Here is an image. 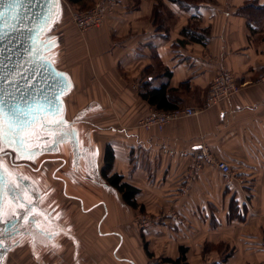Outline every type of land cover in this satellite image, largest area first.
Instances as JSON below:
<instances>
[{"label":"crops","instance_id":"0c3cea01","mask_svg":"<svg viewBox=\"0 0 264 264\" xmlns=\"http://www.w3.org/2000/svg\"><path fill=\"white\" fill-rule=\"evenodd\" d=\"M120 1L78 41L65 30L66 65L57 31L63 16L54 23L47 57L70 83L63 128L49 156L38 159H50L48 167L25 168L32 203L24 205L33 224L1 250L0 264L20 251L30 264H262L264 85L255 81L264 67V0ZM187 28L204 31L208 43L187 37ZM223 72L248 85L204 109L211 82ZM160 89L169 111L197 114L163 130L139 128L159 111L143 94ZM202 147L227 162L232 175L212 164L196 170ZM109 150V175L137 188L135 200L147 210H173L177 220L169 215L162 230L132 223L131 207L102 175ZM222 243L231 255L213 250Z\"/></svg>","mask_w":264,"mask_h":264},{"label":"water","instance_id":"95a60500","mask_svg":"<svg viewBox=\"0 0 264 264\" xmlns=\"http://www.w3.org/2000/svg\"><path fill=\"white\" fill-rule=\"evenodd\" d=\"M59 5L60 0H0V118L14 136L20 131L10 127L15 120L32 121L20 136L41 119L63 120V98L70 91V83L42 47L44 35L58 18ZM30 231L24 227L8 235L6 241L11 243ZM2 256L0 251V259Z\"/></svg>","mask_w":264,"mask_h":264},{"label":"rangeland","instance_id":"374dc122","mask_svg":"<svg viewBox=\"0 0 264 264\" xmlns=\"http://www.w3.org/2000/svg\"><path fill=\"white\" fill-rule=\"evenodd\" d=\"M101 1H104L106 3L107 2H114V1L117 2V6L113 10L112 14H110L108 16L115 14L117 9L119 8V6L122 5L120 0H85L83 2V4H81L80 6H73L67 0H60L58 17L63 16V18L61 19L62 21L58 25L59 27L57 26L58 27L57 31L59 33L58 35L61 36V39H62V44H63L62 45V50H63V56L62 57H63V63L65 65H66L65 52H66V49L68 48V42H67L66 37L68 39H70L68 34L65 33V30L67 28H69L75 32L72 35L70 34V36L72 37L73 40H77L78 39L77 37L82 36L86 33V32L80 31L77 27L74 26V24L72 22L73 14H75L77 12L81 13V12H86V11L92 10ZM139 3H140L139 0H135L136 5H138ZM56 22H57V20H56ZM53 26L48 30V32L44 35V37L42 39V47H43L45 55L48 54L49 37H51V36L54 37L55 32H56L57 27H55V29H54ZM146 117H144L143 119H141L139 121V123H138L139 128H142L140 126V123L143 120H145ZM63 119H64V117H63ZM0 124L3 128V132L6 134L5 138H4V145H5L4 152H10L11 154H13L10 156V159H8V160H10L9 162H10L12 167H14L15 164H20V163H25V162L28 164L30 163L29 165H31V166L33 165V166L37 167V169L39 167H43V166H44V168L46 166L48 167L49 163H47V162H49L50 159L48 160L46 158L45 161L38 160L37 158H36L37 160H35V161H34V159L29 160V159H27V157H24V156L27 153L29 154L32 152H27V153L25 152V155H23L22 153L19 152L20 150L17 149L16 145L11 144L9 146L8 141H6V138L10 139L12 133L9 130L7 123L2 118H0ZM61 131H62L61 129L57 128V130L54 131V135L58 132H61ZM49 154H50L49 149L42 150L40 156L45 157V156H49ZM23 167H24V169H20V170L13 168L15 170V175L14 176L10 175L11 176L10 178L12 180H16V182H18V184L25 187V184H24L25 181L28 179H31V178H29V175H27V173H25V168L27 169V167H29V166L23 165ZM23 195H26L25 191L23 192ZM136 204H137V208L131 207L130 212H131L132 223L140 231L156 230V229L162 230L163 228L171 225L170 219L177 220V218H178V216L176 214H174L173 210L164 212V211L158 209L159 211L152 212L150 210H147L145 205L138 204L137 201H136ZM169 215L171 216L170 219L168 218ZM143 240L145 241L144 237H143ZM145 245H146V243H145ZM206 245L209 246V244H206ZM214 246H215V248H213V250H217L220 254H222L223 257H226L227 255H231L229 253L230 251H226L223 243L222 244H215ZM210 249H211L210 247H206V251L210 252L209 251ZM29 257L30 256L28 255V253H26L24 251H20L19 253H16L13 257H11V263L10 264H30Z\"/></svg>","mask_w":264,"mask_h":264},{"label":"built area","instance_id":"2783aa9c","mask_svg":"<svg viewBox=\"0 0 264 264\" xmlns=\"http://www.w3.org/2000/svg\"><path fill=\"white\" fill-rule=\"evenodd\" d=\"M116 6L117 2L115 1L107 3L101 1L92 10L73 14L72 22L74 26L82 32L99 28L103 25L106 17L112 14ZM255 83L264 85V67L258 73ZM246 85H248V83H239L237 78L230 72L220 73L213 79L209 86L204 109L215 107L222 102L232 99L239 94ZM196 114L197 112L191 108L176 109L168 112L156 111L148 115L145 120L140 123V126L146 130H151L153 128L163 130L168 124L174 121L192 117ZM166 152L169 155L175 154L173 150H166ZM205 164L214 165L226 176L232 175L231 167L227 162L217 160L213 157L208 148L202 147L195 152L193 165L196 170H199Z\"/></svg>","mask_w":264,"mask_h":264},{"label":"flooded vegetation","instance_id":"af4514ba","mask_svg":"<svg viewBox=\"0 0 264 264\" xmlns=\"http://www.w3.org/2000/svg\"><path fill=\"white\" fill-rule=\"evenodd\" d=\"M50 121L52 120L51 119H41V121H39V123L35 127L30 129L29 132L20 136L21 138H23L25 142L24 143L25 151L23 152L19 151V152L22 153L23 155H25V152L26 153L32 152L29 154L27 153L24 156V157H27V159H29L28 157L31 156L32 157L31 160L34 159L35 161L39 159L42 150H47V149L50 150L54 142L53 141L54 131H56L57 128L58 129L62 128L61 125L50 123ZM10 139L14 141L12 144L16 145L17 149L19 150V145L17 142H15L17 141V137L14 135H11ZM8 140L9 138H6V141ZM11 155L13 154H11L10 152H0V158H2V162H3V168L7 169L10 175H13V176L15 175V170L13 168H16L18 170L24 169L23 165H27L32 169L37 168V167H34L33 165L32 166L29 165L30 163L28 164L26 162L15 164L14 167H12L9 162L10 160H8L10 159ZM47 163H50V161ZM10 175L8 176L9 184H11L13 181L18 184L16 180H12L10 178L11 177ZM21 187L25 191V187L24 186H21ZM4 195H5V204L3 206V211H4L3 221L4 222L0 223V233H3L2 235H0V238H2L0 239V251L9 245V243H7L6 241L8 235L14 232L23 231L24 227L30 228L32 226L33 224L32 217L34 216L32 213H29L30 212V210H28L29 207L24 205L25 201H28L30 199V196L27 197L26 195H24L25 197L24 199H13L12 194L9 193L7 189H5ZM20 205H23L24 207L21 208ZM13 225H15L14 228L12 227Z\"/></svg>","mask_w":264,"mask_h":264},{"label":"trees","instance_id":"16d2710c","mask_svg":"<svg viewBox=\"0 0 264 264\" xmlns=\"http://www.w3.org/2000/svg\"><path fill=\"white\" fill-rule=\"evenodd\" d=\"M67 1L73 6H80L81 4H83V2L85 0H67ZM179 4L185 5L186 7H189L188 1H181V2H179ZM184 34L187 37H191L192 39L201 42L203 45H206L208 43V38H207V35L205 34L204 31L200 32L198 30H195L193 32L192 28H187L184 30ZM164 97H165L164 89H160V90L153 91V92H147V93L143 94V98L145 100H148L150 102V104L157 105L159 111L168 112L169 108H166L164 106L165 103H163V101L160 102V100H164ZM174 110H176V109H174ZM174 110L172 109L170 111H174ZM112 166H113V154L109 150L107 152V156H106V167L102 173L103 178L111 187H113L117 192H119L122 195L124 202L128 206H130L132 208H137L135 197L139 193V190L135 187H132V186L126 184V183H123L121 176H119L117 174L109 175L110 171L112 170Z\"/></svg>","mask_w":264,"mask_h":264},{"label":"snow or ice","instance_id":"6c2138e0","mask_svg":"<svg viewBox=\"0 0 264 264\" xmlns=\"http://www.w3.org/2000/svg\"><path fill=\"white\" fill-rule=\"evenodd\" d=\"M57 115L59 114L58 110H57ZM50 123H53V124H57V125H63V121L62 119L61 120H56V119H53L52 121H50ZM32 124V121H19V120H15L13 121V123L10 125L11 129H20V131H16L15 132V136L17 137V142L18 145H19V150L20 151H25V147H24V140L23 138L20 137V132L23 131L24 129V126L27 125V126H31ZM5 133L3 132V128L2 126H0V152H4V138H5ZM60 135H64V133H60ZM14 141L12 139H9L8 140V145L10 146ZM29 159H31L32 157L29 156L28 157ZM10 175V173H8L7 169H4L3 168V162H2V158H0V223L4 222L3 221V216H4V211H3V201H4V197H3V191L4 189L6 188L7 191L9 193L12 194L13 196V199H24V195H23V188L15 183L14 181L9 184V181H8V176ZM29 203H32L31 199L28 200ZM21 208H23L24 206L23 205H20ZM15 218V217H13ZM13 228L15 227V225L12 226ZM3 233H0V235H2Z\"/></svg>","mask_w":264,"mask_h":264}]
</instances>
